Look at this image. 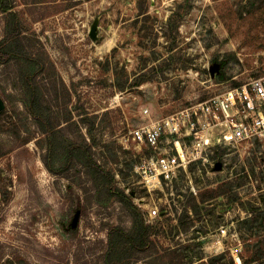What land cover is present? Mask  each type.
<instances>
[{
	"label": "rangeland",
	"instance_id": "rangeland-1",
	"mask_svg": "<svg viewBox=\"0 0 264 264\" xmlns=\"http://www.w3.org/2000/svg\"><path fill=\"white\" fill-rule=\"evenodd\" d=\"M30 1L14 0V11L53 123L91 146L113 191L150 225L127 264H264V147L220 145L212 129L202 157L154 188L146 161L196 135L164 132L156 152L131 135L264 74V0ZM6 25L0 13V42ZM19 71L0 60V264H105L111 231L133 228L131 210L118 196L98 201L87 167L48 159ZM218 187L223 194L201 200ZM180 218L194 223L183 229Z\"/></svg>",
	"mask_w": 264,
	"mask_h": 264
},
{
	"label": "built area",
	"instance_id": "built-area-1",
	"mask_svg": "<svg viewBox=\"0 0 264 264\" xmlns=\"http://www.w3.org/2000/svg\"><path fill=\"white\" fill-rule=\"evenodd\" d=\"M149 113L148 109L144 110L145 116ZM182 127H187L190 134L194 131L196 139L190 144L176 140L173 154L156 152L164 132L179 133ZM215 128L220 145L258 144L264 147V74L211 97L196 109L132 130V138L137 144H145L157 153L143 166L145 179L154 188L162 186V181L171 183L180 171H187L202 157L203 151L211 144L207 135ZM197 129H201L203 134L199 136ZM157 214L155 208L149 216L154 218Z\"/></svg>",
	"mask_w": 264,
	"mask_h": 264
},
{
	"label": "trees",
	"instance_id": "trees-1",
	"mask_svg": "<svg viewBox=\"0 0 264 264\" xmlns=\"http://www.w3.org/2000/svg\"><path fill=\"white\" fill-rule=\"evenodd\" d=\"M13 1L0 0V13L5 14L7 19L4 39L0 42V60L8 62L15 59L20 65L19 79L23 88L25 104L33 115L39 130L48 136V159L65 157L66 161L73 160L87 167L91 180L97 189L98 201L105 202L114 196H118L121 200L127 202L134 218L133 228L129 232L114 228L110 233L106 254L107 264H127L134 252L143 249L147 245L150 225L145 222L144 217L131 203L128 196L123 192L113 191L114 176L112 172L105 169L93 158L91 146L74 145L63 131L53 123L50 110L43 104L41 89L35 83V74L38 73L39 66L29 56L28 50L22 41L20 35L23 28L14 11ZM64 1L75 3L80 0ZM40 2H43V0H31L26 3L30 7H37V3ZM146 80L147 74H141L140 81L144 82ZM89 120V116L86 115L81 121L85 123ZM223 193L224 189L218 187L206 192L201 200L204 202L207 198H214L216 195ZM187 212L185 214H188ZM180 221V226L183 229H187L194 223L192 219L187 224L183 223L181 218ZM231 264H234L233 260Z\"/></svg>",
	"mask_w": 264,
	"mask_h": 264
},
{
	"label": "water",
	"instance_id": "water-1",
	"mask_svg": "<svg viewBox=\"0 0 264 264\" xmlns=\"http://www.w3.org/2000/svg\"><path fill=\"white\" fill-rule=\"evenodd\" d=\"M91 36L94 37L95 36V27L92 29V32H91ZM214 71V70H213ZM212 71V72H213ZM5 105H4V102L3 100L0 98V111H2L4 109ZM221 168V163L218 162L215 166V169L219 170ZM81 214V210H77L75 215H74V218L72 220V223H71V227L72 228H75L78 224V220H79V216Z\"/></svg>",
	"mask_w": 264,
	"mask_h": 264
},
{
	"label": "flooded vegetation",
	"instance_id": "flooded-vegetation-1",
	"mask_svg": "<svg viewBox=\"0 0 264 264\" xmlns=\"http://www.w3.org/2000/svg\"><path fill=\"white\" fill-rule=\"evenodd\" d=\"M104 260H105V264H107V262H106V254H105Z\"/></svg>",
	"mask_w": 264,
	"mask_h": 264
}]
</instances>
